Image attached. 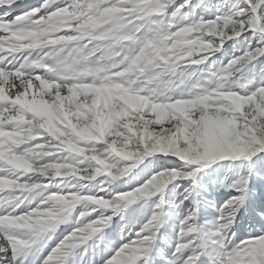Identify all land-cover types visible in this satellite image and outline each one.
I'll list each match as a JSON object with an SVG mask.
<instances>
[{
  "label": "snow or ice",
  "instance_id": "6c2138e0",
  "mask_svg": "<svg viewBox=\"0 0 264 264\" xmlns=\"http://www.w3.org/2000/svg\"><path fill=\"white\" fill-rule=\"evenodd\" d=\"M16 4L0 0V264H264V0ZM209 169L230 192L211 219Z\"/></svg>",
  "mask_w": 264,
  "mask_h": 264
},
{
  "label": "bare ground",
  "instance_id": "6f19581e",
  "mask_svg": "<svg viewBox=\"0 0 264 264\" xmlns=\"http://www.w3.org/2000/svg\"><path fill=\"white\" fill-rule=\"evenodd\" d=\"M18 1V0H17ZM25 4H23L24 6H20V4H17L14 6V8H27L28 5H30L33 2H30L29 0H24ZM37 2H39V0H37ZM217 56L220 57L221 59H225L226 58L223 57V55L221 53H217ZM230 58V56H229ZM213 59H216V57H213ZM217 67H219V64H217ZM239 164V161L237 162ZM207 172L209 174H204L203 176L201 175V177L198 178V184L200 185V187L198 188V191L200 192L201 198L206 197L208 200L214 202L216 204V208H209L208 209V213H212V215H216L218 214L216 209L219 207L220 204H222L224 202V200H226L228 198V195L230 194L229 190L227 188L224 187H220L218 183H213L214 180H216V175L215 173L212 172L211 169L207 170ZM188 181H176L172 184H170L168 186V190H167V198H171L169 197V193H170V186H173V184H180L181 186L179 187L181 190H183L184 187L187 186ZM117 183H120V181H117ZM114 187V185H113ZM190 201H187L186 204H189ZM117 221V218H114V223L113 225H111L109 228L105 229V231L110 230L109 232L112 233L114 232L118 227H123L126 224V221L124 224H122L121 226H117V228L115 229V223ZM178 222V220H177ZM125 232H127V229H125ZM240 233H238L239 235ZM160 247V246H159ZM164 248V247H161Z\"/></svg>",
  "mask_w": 264,
  "mask_h": 264
},
{
  "label": "rangeland",
  "instance_id": "374dc122",
  "mask_svg": "<svg viewBox=\"0 0 264 264\" xmlns=\"http://www.w3.org/2000/svg\"><path fill=\"white\" fill-rule=\"evenodd\" d=\"M29 1L33 2V3L28 5L27 8H29L31 6H34L35 4L39 3V2H37V0H29ZM17 4H20V6H24L23 4H25V2H24V0H18ZM27 8H19V7H17V8H14V10H15V12H20V11L26 10ZM15 12H14V14H15ZM230 43L231 42H229V44ZM203 175L204 174H202V176ZM125 179H127V177ZM143 179H146V177L142 178L141 182H143ZM187 183H191V181H188ZM132 186L134 187L135 185H132ZM114 187H115V185H114ZM170 187H171V189H170V193L168 195L171 198H167L168 201L170 202V204L167 207H171V202H175L176 200H178L180 198V194L183 192V190H181L180 188L176 187V184H173V186H170ZM212 216H213L212 213H210V215H208L206 218L207 219H211ZM116 218H117V221L115 223V227H114L115 229L117 228V226H121L122 224L125 223L124 219H121L120 217H116ZM177 224H178V222H177V219H176V215L173 214V215H170L167 218V221L163 224V226L160 229L161 240L158 243H159L160 248L164 247L162 249L164 250L165 253L169 252L170 249H171V244L169 243V241L172 238H174V236H175V229H176V225ZM68 227H70V225H62L61 226V231H63L65 228H68ZM136 227L138 228L139 224L136 225ZM109 231L110 230H107L106 232H109Z\"/></svg>",
  "mask_w": 264,
  "mask_h": 264
}]
</instances>
